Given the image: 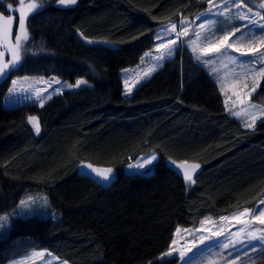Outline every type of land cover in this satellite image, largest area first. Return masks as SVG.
<instances>
[{
	"label": "trees",
	"instance_id": "1",
	"mask_svg": "<svg viewBox=\"0 0 264 264\" xmlns=\"http://www.w3.org/2000/svg\"><path fill=\"white\" fill-rule=\"evenodd\" d=\"M262 1V0H257ZM13 0H0L7 13ZM29 18L31 38L10 76H58L90 85L44 105L6 106L11 79L0 80V216L29 193L45 194L61 220L13 218L0 239V264L45 248L71 264H178L163 258L180 225L254 207L264 196V123L246 128L226 108L209 71L187 48L132 95L120 72L139 64L157 30L206 7L199 0H43ZM93 41V43H88ZM252 99L264 106V77ZM35 117L40 130L29 121ZM156 152L152 173H129ZM197 162L191 181L169 161ZM114 169L111 182L82 165ZM264 264V257L258 262Z\"/></svg>",
	"mask_w": 264,
	"mask_h": 264
},
{
	"label": "rangeland",
	"instance_id": "2",
	"mask_svg": "<svg viewBox=\"0 0 264 264\" xmlns=\"http://www.w3.org/2000/svg\"><path fill=\"white\" fill-rule=\"evenodd\" d=\"M42 1L43 0H35L36 3L41 5ZM199 1L206 3V7L203 10H201L195 17H182L179 21L170 22L160 27L155 35L154 46L145 52L149 53V55L145 56L144 53L142 56L143 59H141L139 64L125 68L120 72L124 85V94L127 96L132 95L138 86L161 69L166 61L174 57L177 50L187 48L191 50L196 62L197 60L195 57L197 55L201 56L202 59L212 60L211 65L197 63L204 66L209 71L218 83L220 90L223 88L221 93L224 96L225 105L227 101L226 108L229 113L238 118L246 128H254L256 124L264 118V106L252 99L254 93H252L251 96L246 94L251 92L254 83H258L259 85L262 77L248 75L247 77L242 78V69L238 65L233 64L229 59L230 56L238 57L241 60L247 59L246 56H242L241 52L236 51V49H246V46L249 43V37L247 35L248 30L243 27L248 21L233 19L232 23L229 24L224 16L215 15V12L223 10L225 0H213L212 5H209L208 0ZM32 2H34V0H24L23 5H21L19 0H17L16 4H12L11 11L8 10L7 13L0 11V13H3L6 17L12 15L14 18L12 24L13 42L18 30V18L20 15L18 9L23 7L24 10L27 11V5ZM259 4L260 2L257 0H250L247 7L252 8V13H250L249 16L258 24H264V19H261V17H264V11L262 8L258 7ZM210 7L212 8V12H208ZM239 11H247V8L237 9L234 5H229L227 14L231 17H235ZM256 12H259L260 16L253 15ZM202 13L207 14L202 15ZM31 15L32 14H29L26 19L28 30V23ZM181 21H183V24L180 23ZM173 24L176 25L175 32H171V26ZM233 25L239 26L242 29L244 33L243 38H241L242 32H237ZM185 30L187 32L186 35L184 34ZM253 31H255V29H253ZM178 33L179 35H177ZM226 33L229 35L228 43L232 44V47L228 48L225 46L221 48L220 53H212L210 57H204L203 49L209 47V45L219 46L218 42L220 41V38ZM169 41H176L178 46L177 49L173 51L171 57L166 56L163 61L157 60V56L162 53L166 55L167 50L173 47ZM161 43L165 44V47L157 50ZM193 48H195V52H193ZM25 49L26 52H24L22 56L21 63L17 67L9 70L6 76H2L11 79L10 86L3 98V103L6 106L14 107L27 103H37L41 105L40 98L43 99L42 105H44L53 96L62 94L65 90L78 89L75 87H65L67 84L75 85L76 82L73 83L61 79L58 76H45L38 74L10 76L11 72L22 64L25 55L28 52L27 44L25 45ZM260 50L264 51V49ZM0 51H4V49L0 48ZM10 60L11 53L6 52L4 61L7 62ZM153 68H155L154 71L152 70ZM57 80L61 83H55ZM77 80H84L86 81L85 85H90V83L84 78H79ZM12 81H17V83L13 85ZM245 83L248 84L247 88L244 87ZM85 85H81L79 88ZM10 88L15 89L12 94H9ZM53 89H58L59 91L54 92ZM252 105L255 107H252ZM243 109H247V111H242ZM236 112L240 113V115H233V113ZM253 117H257L255 124H252ZM37 122L40 130V124L37 118L32 124L35 125ZM249 124H252V126L248 127ZM154 155L157 159L153 161L151 165L147 164L146 160L151 159ZM157 160L158 154L156 152L142 154L129 164L133 166L132 168H129V165L127 166L126 171L129 173H152L154 171V164ZM138 164H143L144 167L137 168L136 166ZM115 175L116 172L113 169L111 179L108 182H111L115 178ZM262 198H264V196ZM21 201H25V204L22 205L20 202V204L10 213L0 216V218H6L5 226L0 229V239L8 234L13 225V218L15 217L26 218L35 214H42L44 216L52 217L56 221L61 220V215L51 208L49 199L45 194L29 193L26 194ZM260 201L252 208L236 210L230 214L222 216L206 215L197 226L180 225L177 228L180 231L177 232L176 230L175 233L174 240L176 243L174 245L172 244L171 248L184 250L185 259L181 260L178 258V251L174 252L173 256L164 257L163 255L162 257H177L179 259L178 264H258V262L264 257V252L260 251V244L257 243V241L252 240L249 234L252 233L257 237L264 236V225L260 224L259 221L252 220V216L257 214L254 209ZM261 207H264V205H261ZM246 209L249 211L245 213V215L240 216L239 213L244 212ZM234 214H236V218H233ZM221 217H228L229 219L222 220ZM237 220L245 221L247 223H238ZM241 229H244V231H241ZM257 229H260L261 231H256ZM213 233L223 234L214 236ZM204 237H208V239L205 240L203 239ZM250 241L251 243L256 244V250L248 247ZM233 242H235L234 247ZM223 243H228L229 247L225 249L222 246H217L218 244L222 245ZM169 250L167 252H169ZM6 264H71V262L66 258L59 257L49 249L38 248L33 249L20 257L14 258Z\"/></svg>",
	"mask_w": 264,
	"mask_h": 264
},
{
	"label": "snow or ice",
	"instance_id": "3",
	"mask_svg": "<svg viewBox=\"0 0 264 264\" xmlns=\"http://www.w3.org/2000/svg\"><path fill=\"white\" fill-rule=\"evenodd\" d=\"M15 3L16 0H13ZM55 3H57L60 6H70V5H75L77 3V0H54ZM19 3L23 5L24 0H19ZM209 5L213 4V0H208ZM250 3V0H225V5L222 11H217L214 14L215 15H220L224 16L225 20L231 24L233 19H238L241 21H248L243 27L244 29H247V35L249 37V43L246 46V49H236V51L241 52L242 56H246L247 59L241 60L238 57L235 56H230L229 59L233 64L238 65L241 69V77L245 78L248 75H251L253 77H264V51H261L260 49H264V24H258L255 20H252L249 16L250 13H252V8L247 7V5ZM229 5H234L237 9H243L247 8V11H239L235 17H231L228 15V6ZM42 5L39 3H36L35 0L34 2L30 3L27 5V11L24 10L23 7L18 9L20 12L19 18H18V30L17 33L14 37V42H13V35H12V24H13V16L8 15L7 17L3 14L0 13V48L4 49V51H0V77L6 76L8 71L11 70L12 68L17 67L21 61H22V56L24 52H26L25 45L27 42L30 40V34L28 27L26 25V19L29 14H35L36 12L39 11V8ZM8 10H12V4H9ZM258 7L264 9V2L260 3ZM208 12H212V8L210 7L208 9ZM207 13H202V15H206ZM253 15L255 16H260L259 12L254 13ZM261 19H264V17H261ZM183 24V21L180 22ZM235 30L237 32H242L241 38H243L244 33L242 29L239 26H235ZM255 29V31H253ZM176 30V25L173 24L171 26V32H175ZM222 30V29H218ZM185 35L187 34L185 30ZM179 35V33L177 34ZM229 40V35L226 33L224 36L220 38L219 46H214V45H209V47H206L203 49V56L204 57H210L212 53H220L221 48L227 46L228 48L232 47V44L228 43ZM88 43H93V41H88ZM170 44L173 45L172 48H169L167 50L166 55L162 53L161 55L157 56L156 59L159 61H163L166 56L171 57L173 54V51L177 49V43L176 41H169ZM183 43V42H181ZM194 43V42H193ZM165 44L161 43L158 46L159 48H164ZM23 50V51H22ZM6 52L11 53V60L5 62L4 61V56ZM193 52H195V48H193ZM149 53H145V56H148ZM196 60L200 64H207L211 65L212 60L211 59H202L201 56L197 55ZM143 59V57L141 58ZM162 66V65H161ZM258 66V67H257ZM153 71L155 68L152 69ZM17 81H12V84L15 85ZM55 83L60 84V81H55ZM86 81L84 80H77L75 85L72 84H67L65 87L67 88H79L81 85H85ZM258 83H254L253 87L251 89L250 93H247L246 95L251 96L252 93L256 92V88L258 87ZM244 87L247 88L248 84L245 83ZM15 91L14 88L9 89V94H12ZM54 92H58V89H53ZM221 91H223V88H221ZM50 98V97H49ZM243 102V101H241ZM40 103L41 105L43 104V99L40 98ZM227 105V101H226ZM252 107H255L252 105ZM242 111H247V109H243ZM233 115L239 116L240 113L236 112L233 113ZM257 117L252 118V124H255ZM30 122L36 121L35 117H29L28 118ZM264 123V120L261 121ZM252 124H249L248 127H251ZM36 127L37 132L39 131V126L38 122L34 125ZM157 157L154 155L151 157V159L146 160L147 164H152L153 161H155ZM169 163L176 168L178 173H182L183 178L186 181H191L194 183L193 180V173L197 169L200 168L199 164H187V162H182L180 164H177L175 161H169ZM132 165H129V168H132ZM137 168H143V164H138L136 166ZM82 172L86 176H93V173L95 174L96 178H99L101 182H107L111 179V174L113 172V169L107 168V169H100V168H93L92 165H82ZM21 204L24 205L25 201H21ZM261 205H264V198L261 199L260 203L255 207L254 211L257 213L256 215L252 216V220L254 221H259L260 224L264 225V207H261ZM249 210H245L244 212L239 213L240 216L245 215ZM233 218H236V214L233 215ZM222 220H227L229 219L228 217H221ZM238 223H247L245 221H240L237 220ZM6 223V218H0V229H2L5 226ZM180 230L177 229V232ZM241 231H244V229H241ZM256 231H261L260 229H257ZM223 233H213L214 236L216 235H222ZM251 236L252 240L257 241V243L260 244V251L264 252V236H255L252 233L249 234ZM203 239H208V237H204ZM176 243L175 240L172 241V244L174 245ZM217 246H222L223 248L227 249L229 247L228 243H223L222 245L218 244ZM235 246V242H233V247ZM248 247L253 248L256 250V244L251 243V241L248 244ZM179 252V259L184 260L185 259V251L184 250H179V249H172L170 248L169 252L164 254V257H170L173 256L174 252ZM42 255V254H41ZM163 264H170V262L167 259L163 260Z\"/></svg>",
	"mask_w": 264,
	"mask_h": 264
},
{
	"label": "water",
	"instance_id": "4",
	"mask_svg": "<svg viewBox=\"0 0 264 264\" xmlns=\"http://www.w3.org/2000/svg\"><path fill=\"white\" fill-rule=\"evenodd\" d=\"M262 2H264V0H262V1H260V3H262ZM78 4V0H77V3L75 4V5H70V6H67V7H65V6H60V5H58L59 7H61V8H72V7H75L76 5ZM263 11H264V9H262ZM171 161H173V160H171ZM177 164H180V163H182V162H187V164H189V165H191V164H198L197 162H189V161H182V162H180V161H175ZM170 164V163H169ZM86 165H89V164H84V166H86ZM91 165V164H90ZM171 165V164H170ZM172 166V165H171ZM92 167L93 168H96V167H94L93 165H92ZM200 172V168L199 169H197L196 171H195V173H193V179L198 175V173ZM94 174V173H93Z\"/></svg>",
	"mask_w": 264,
	"mask_h": 264
},
{
	"label": "flooded vegetation",
	"instance_id": "5",
	"mask_svg": "<svg viewBox=\"0 0 264 264\" xmlns=\"http://www.w3.org/2000/svg\"><path fill=\"white\" fill-rule=\"evenodd\" d=\"M6 78V77H5ZM4 79V77H0V80H3Z\"/></svg>",
	"mask_w": 264,
	"mask_h": 264
}]
</instances>
